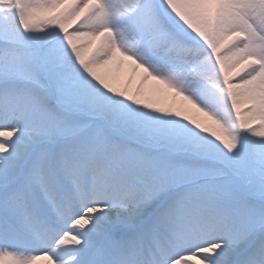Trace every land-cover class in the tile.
Segmentation results:
<instances>
[{
    "label": "bare ground",
    "instance_id": "bare-ground-1",
    "mask_svg": "<svg viewBox=\"0 0 264 264\" xmlns=\"http://www.w3.org/2000/svg\"><path fill=\"white\" fill-rule=\"evenodd\" d=\"M10 1L0 0V25L15 22L8 11ZM19 1L22 4L19 10L21 14L33 3V0ZM45 1L53 2L54 0ZM86 1L69 0L65 20H70L71 31L61 35V39L53 43V46L59 50L58 52L53 49V52L60 56L58 62L61 63V68L59 66V69H53V73L56 71V83L60 89L59 94L55 96L59 100L58 104L70 112L80 113V116L66 114L61 118L46 115L48 117L46 126L64 128L65 124L73 125L85 118L96 119V114L102 112L106 115L105 124L111 127L116 126L132 142L144 147L164 146L167 150L153 152V149L147 148L139 152L131 150L122 142L116 145L110 141L112 138L104 133L103 127L98 122L91 123V128L87 129L83 135L68 141H63L58 136L57 138L49 137L48 143L56 144L54 147L47 146L48 143L45 142L43 147H39L43 142L35 139L37 149L43 148L46 151L45 154L24 155L23 160L16 165L12 163V160L15 161L11 158L9 165L0 163V212L9 216L19 215L28 203L29 197L33 201L37 200L41 190H46L47 195L52 196L50 190H53L51 181L53 174L67 179L75 178L76 170L82 166V161L85 158L91 159L86 168L85 180L81 179L79 182L81 184L78 187L81 193L74 196L75 201L63 198L61 205L65 211H62L73 216L80 213L82 206L88 202L93 204L99 201L114 203V205L111 204L106 208L92 207L91 211L100 210L95 213L99 223L92 227L87 226L84 219L74 222L72 231L77 234L74 240L66 238L56 240L57 231L39 232L37 235L39 243H45L46 248L54 247L51 248L48 256H41V261L33 264H52L53 262L47 261L48 258L55 259L54 264H86L93 257L92 264L109 263L105 260V255L111 253L112 247H128L143 243L136 235V231L140 228L147 232L146 237L150 242L145 244V248L153 246L159 249L162 239L164 246L171 248V251L167 252L168 256H178L187 249H201L199 253L197 252L201 259L189 261L187 264H220L216 262L218 260L211 257L213 256L211 252H219V249L228 254V256L225 255L229 259L226 264H244L243 259L235 260L237 257L234 258L235 252L229 245L231 241L245 235L255 225L252 221L258 209L238 196L235 191L228 190L223 185L224 178L213 176L221 171L212 169V165L206 167L205 162H199V165L192 166L190 163H196L194 158L180 159L172 155L198 154L214 163L222 159L243 158V152L246 155L245 148H247L245 140L242 141V145L238 144V141L231 137L230 129L233 126L244 131L245 136L253 133L247 123L255 116V104L254 107L239 114L236 112L238 120H235L226 106L221 88L219 89L221 86H218L217 72L213 65L206 68L213 88L206 92L201 85H198L195 69H190L187 63L182 66L178 59L169 53L166 57L171 61L163 57L161 54L165 49L161 45L156 48V45L161 42L160 38H163L164 33L169 34L168 27H164L166 23L158 12L156 14L150 10L151 0H90L92 3L85 4ZM160 1L163 2L164 15L173 25L181 24L180 21L186 16L189 20H195L196 24L199 23L200 29L205 28L204 35L196 34L192 30L191 33L183 34L198 38V41L208 46L212 53L214 50L219 51V59L223 62L219 70L225 80L223 85L231 88L233 93V106L238 108L239 105L251 102V95L255 91L254 77L251 75L252 71L244 67L250 62L241 64L247 49L234 43L235 36L231 32L235 28L237 16L254 17L251 5L255 2L258 4L257 2L260 1ZM209 3L216 4L214 16L212 15V41L208 38L211 30L206 21L209 20V13L206 14L204 11ZM246 3L251 8H246ZM144 21L151 24L148 28L159 29L158 41L145 40L144 36L149 31H144ZM43 24L44 22L39 20L27 25L26 36L35 41L45 35L52 37L53 34H60L59 29H64V26L60 24L43 31L41 29ZM134 24L137 27H134ZM98 26L102 27L98 29ZM179 27L185 29L183 26L179 25ZM129 32L136 35V39L131 41L137 42V46L125 43L124 38ZM10 38L16 42L22 41L18 31L11 34ZM170 38L171 34L167 36V39ZM70 39L74 41L75 46L65 51L64 48L69 45ZM114 47L122 51L120 55L123 57L118 53L115 54ZM147 48L152 49L147 50ZM188 52L195 56V52L190 50ZM29 54L28 50H0V60L14 55L18 58L14 60V64L19 65L23 72L36 73L37 66L32 63ZM134 60L137 64L133 62ZM201 60H208V58L203 57ZM66 64L71 67V71L63 74ZM142 64L145 69H141ZM1 82L0 114L5 113L7 105L11 104L9 103L10 94L18 90L28 91L20 88L16 83ZM169 88L177 91L176 96L184 94L185 97L172 103L173 92H170ZM45 100L44 94L37 95L38 102ZM6 121L8 124L22 123L9 115ZM5 123L0 122V128H4ZM22 126H26V122ZM32 134L31 137L34 139ZM105 139H108L109 143L107 142L101 150L110 153L113 160H104L103 154L92 152L90 148ZM5 143L14 146L7 141ZM247 153L250 154L249 149ZM1 156L7 158L6 151ZM50 156L52 159L49 167ZM41 158L43 160H40ZM116 158L135 166V173L143 182L137 193L128 191L124 186L122 180L125 179L124 176L128 177V174H125L126 171L118 165ZM54 159L55 161L52 162ZM105 161L109 163L108 174L97 170V166L103 167L102 163ZM110 168L113 169L110 170ZM5 173L11 174L12 178H16L15 181L7 179ZM114 175L119 178L121 176V180ZM186 175L191 176L193 180L171 194L170 192L162 193L160 198L156 197L159 194L153 196L168 186L184 181L182 178H186L184 177ZM89 176L92 178L86 181ZM27 179L32 183H26ZM207 195L213 201L205 199ZM149 197L153 199L149 201ZM140 198L144 199L141 206L144 209L136 205ZM53 203L59 204L58 200ZM121 203H125V207H115ZM197 206H200V209ZM162 214H166V217H160ZM202 214L209 219L208 223L200 222ZM157 217L160 218L156 219ZM1 225L7 229L5 219L0 215V227ZM260 230L261 233L258 234ZM155 233L162 234V237L159 239ZM256 235L258 238L252 245L256 253L264 260V225L256 228L247 242L254 239ZM4 238L0 245L5 248L2 251L8 254H5L6 258H1L0 264H21L23 261H28L31 253L24 252L12 257V251L8 249L14 250L18 249V246H25L31 251L36 247L33 241L26 239L12 243L6 242ZM83 240H89V242L84 243ZM209 243L214 245L209 247L206 245ZM77 246H80L79 248L86 254L85 262L77 259L78 256L81 257V254L71 259L64 257L70 252L74 253ZM139 256L140 254L136 257L139 258ZM135 259L130 254H124L120 258L117 256L111 258V264H135Z\"/></svg>",
    "mask_w": 264,
    "mask_h": 264
},
{
    "label": "rangeland",
    "instance_id": "rangeland-1",
    "mask_svg": "<svg viewBox=\"0 0 264 264\" xmlns=\"http://www.w3.org/2000/svg\"><path fill=\"white\" fill-rule=\"evenodd\" d=\"M18 1V2H17ZM258 1V0H257ZM260 2H256L251 5H248V3L245 4L246 8H251L252 15L254 17H239L237 16L236 22H235V28H233V31L231 32L232 35L235 36V41L237 45H241L245 47L246 54H244L243 58L241 59V64H244L245 62L249 61L250 63L247 64V66H244L245 69H249L251 72V75H253L254 80L253 84L255 86V91L251 95V102L244 103L243 105H239L238 108L233 106L234 99H233V93L231 91V88H227L223 84L225 83V80L222 77V74L220 73L219 66L223 65V62L221 59H219L220 54L219 51H215L212 53L208 46L202 45L201 41H198V38L188 37V35L183 34L185 33H191L192 31H195L196 34H202L204 35L206 30L205 28L200 29L198 24H196V21L191 19L189 20L186 16L182 18L180 21L181 24H177V26L173 25L171 21L164 15L163 10V2L160 0H151L150 1V10H152L154 13L157 14V12L162 16L164 22V27L168 29L169 34H171V38L167 39V36L169 34L164 33L163 38L161 39V42L157 43L156 48H158L160 45L162 46L165 52L161 54L163 57H165L168 61H171L169 58L166 57V55L169 53L172 56H175L180 64L184 66L185 63L188 64V67L190 69H195L197 75H198V85H201L202 88L209 92L212 88V83L209 80V75L206 71L207 67H211L213 65L217 72V79H218V86L219 89L221 88L223 92V97L225 98V103L232 115L234 116L235 120H238L237 116L239 113L248 110L251 107H254L255 104V116L249 120L247 125L252 128L253 133L246 135L244 134V131H240L237 128L230 129L231 137L238 141V144L242 145V141L245 140V145L247 148L246 155L243 152V158H237V159H222V161L219 162H213L212 160H208L206 158L200 157L198 154H178V155H172L175 158L180 157H190L194 158L196 163H190L192 166L199 165V162H205L206 167L209 165H212V169L216 171H221V173H217L213 176L218 178H224L225 182H223V185L227 187L228 190H231L232 192L235 191L238 196L246 200V202L250 203L251 205H254L257 210L256 216H254V219L252 223L255 225L250 228L248 232H246L245 235L241 236L235 241H231L229 247L235 252L234 258L236 261L238 260H244V264H264V260L262 257L259 256V254L256 253L254 244L257 240V235L261 233V230L258 232L256 237L252 239L250 242L248 241L249 236L258 228L259 226L264 225V1L259 0ZM69 0H54L52 1H45V0H33V3L31 4L30 8L27 9L24 13H19L20 8L22 7V4L19 0H11L9 2L8 11L12 14L13 18L15 19L14 23L8 24V22L0 25V50L5 51H21V50H28L30 53L28 56L31 58L33 64L37 66L36 73H30L27 74L23 72V70L18 66L14 64V60H18V58L14 55H11L10 58H3V60H0V81L1 83H16L19 85L22 89H27V92H22V90H18L16 92H13V94H10L9 96V105L6 107V112L0 114V122L5 123L7 120V115L14 116L17 120H19L22 123L13 124V123H5L3 126L4 128H0V163L4 165H9L8 163L11 161V159H14L15 162L12 163L14 165L19 164L23 160L24 155H43L45 154V150L43 148L44 142L48 143L49 137H60L63 141H68L69 139H73L77 136H81L84 134V132L87 129L91 128V123L98 122L103 127L104 133L110 135V141L112 143L118 145L120 142H122L127 147L131 148V150H138L139 152H142L145 149H153V152H161L166 151V147L159 146V147H144L137 143L132 142L128 137H126L124 134L121 133V131L116 127H111L110 125L105 124V113L99 112L96 114V119L91 118H85L81 120L79 123L73 124V125H64L63 127H57V128H49L46 126V122L48 117L51 116H58V117H64L66 114L72 115L74 117H79L80 113L78 112H70L67 109L63 108L59 103V100L55 96V94H59L58 91H60L58 84L56 83L57 76H55V72L53 73V69L57 68L59 69V66L61 68V63L58 62L60 60V56L54 54V50H58L53 46L54 42H57V40L61 39V35H63L66 32H70L72 25H70V20H65V15L68 11L69 6ZM92 3L90 0H87L85 4ZM234 7V6H233ZM216 9V4H208L204 8V11H206V14L209 13V20H206L211 30L208 33L209 40L212 41V15L214 16V10ZM235 9V7L233 8ZM260 10V12H259ZM257 12V13H256ZM76 18V17H75ZM43 21L44 24L41 26V29L43 31L47 30L50 27L53 26H60L62 24L64 26V29H59L61 32L60 34H53L52 37H47L48 35H45L44 37H39L37 40H32L29 36H26L25 27L29 24L35 23L37 21ZM73 20V18H72ZM53 24V25H52ZM143 25V24H142ZM151 24L144 21V31L148 30V34L145 37V40L147 42L156 40L158 41L159 38L158 35H160L158 32L159 29H156L155 27L148 28ZM183 26L184 28L179 27ZM102 27V26H101ZM101 27L98 26V29ZM134 27H137L136 24H134ZM190 29V30H189ZM202 30V32L200 30ZM235 29V30H234ZM156 30V31H155ZM238 30V31H237ZM17 31L22 36V41H14L10 38L11 34L17 33ZM162 35V34H161ZM25 36V37H24ZM24 37V38H23ZM136 39V35L133 32H129L126 38H124L125 43H130L131 45L137 46L138 43L134 41V43L131 41L133 39ZM192 38V39H191ZM127 41V42H126ZM132 42V43H131ZM69 45L64 48L66 51L68 48H71L72 46H75L73 44L74 41L70 39L68 42ZM72 43V44H71ZM34 44V45H33ZM233 44V43H231ZM30 47V48H29ZM54 49V50H53ZM115 54L117 53L120 55L122 51L114 47ZM152 48H147V50H150ZM120 50V51H119ZM195 52V56H193L188 51ZM212 50V51H213ZM63 51V50H62ZM59 52V50H58ZM152 52V50H151ZM154 53V52H152ZM197 53V54H196ZM27 56V58H28ZM123 57L122 55H120ZM119 56V57H120ZM198 56V57H196ZM59 57V58H58ZM207 57L208 60H201V58ZM250 64V65H249ZM143 65V64H142ZM57 66V67H56ZM144 66V65H143ZM63 74H68L71 71V67L69 65H64L63 68ZM48 78V79H47ZM231 85V84H230ZM170 92H173L171 97V102L175 103L177 99L179 100L181 97H185L184 94H181L179 96H176L177 91L169 88ZM38 94H44L46 97V100L44 102H38L37 101V95ZM238 112V114H236ZM100 115V117H98ZM26 122V126H22ZM17 123V122H15ZM32 132H35L32 134ZM31 134L34 135L31 137ZM35 139L39 140L40 142H43L40 144V146L37 149V144L35 142ZM5 141L12 143L14 146H10L9 144H6ZM59 142V141H58ZM109 143L108 139H105L104 141L98 142L95 146H90L92 152H100L103 154L104 160L107 158H113L111 154H108L107 152H104V150H101V148L106 144ZM56 144H50L48 143L47 146L54 147ZM99 145V147H97ZM6 147V149H5ZM97 147V148H95ZM249 149V153H247V150ZM4 151H6L7 158L1 156ZM2 152V153H1ZM90 153V151H89ZM107 154V156H106ZM11 158V159H10ZM51 162L52 156L49 157ZM119 160L118 165L122 166L121 168L126 171L125 174H128V177L122 180L124 183V186L127 188V190H132L134 192H138L140 189V186L143 184L141 180L137 177V174L135 173V166L126 163L123 159ZM40 160H43L41 158ZM46 161V160H45ZM55 161L52 160V162ZM85 159L83 160V162ZM90 162V161H89ZM88 163V161H87ZM138 163H136L137 165ZM188 164V165H190ZM50 167V165H49ZM101 169V167H98ZM7 179H12V181H15L16 178H12V175L9 173H5ZM54 175V174H53ZM133 175V176H132ZM252 176V178H251ZM186 178H182V182L175 183V185H171L166 187L163 190L158 191L153 196L155 197H162V193H168L171 194L176 190L177 188L183 186L185 183L190 182L191 176H184ZM54 182L56 181V184H58L59 188L57 186L54 189L55 194L60 195L59 192L63 194V196L72 197V191L73 186L70 181L66 180L65 178L56 177L54 175ZM121 178V177H120ZM119 179V177H118ZM121 180V179H120ZM26 183H32L30 180H25ZM194 185V184H193ZM53 186V184H52ZM188 186V184H187ZM21 191V190H20ZM70 192V195H67V193ZM41 193V191H40ZM210 193V192H209ZM211 194V193H210ZM220 195L223 193H219ZM62 196V197H63ZM59 198V200L62 199ZM65 198V197H64ZM214 198V197H213ZM37 199L40 201L41 205H47L46 206V212L44 210L40 211V214L43 215V217H46V226L50 230H59L58 238H66L68 240H74L77 237V234H75L72 231L73 223L77 220L84 219L87 226L92 227L95 224H98L99 221L96 219L95 213L100 212V210L91 211L93 209L92 207H100V208H106L110 206L111 204L114 205V203H102L99 201H95L93 204H84V210L83 214H74V216H71L70 218H67L66 225L64 222V225H60L58 222H56L57 219V211H51V208L49 205V202L51 201L49 198L46 199L45 196H38ZM153 199L152 197H149V201ZM205 199L209 201H213L212 199H209L208 195L205 197ZM167 200V199H166ZM164 200V202L166 201ZM142 203H144V199L140 198L136 205H138L141 209H144L142 206ZM149 203V202H148ZM30 204V201L28 202V205ZM125 203L118 204L115 207H125ZM150 204V203H149ZM195 205V203H194ZM91 206V207H88ZM197 208L200 209V206H197ZM57 210V209H56ZM119 210V209H118ZM189 211V210H188ZM59 212V211H58ZM91 212L94 214H91ZM86 213V214H85ZM54 215V216H53ZM93 215V216H92ZM166 214L160 215V217H166ZM81 217V218H80ZM138 217V216H137ZM160 217H157L156 219H159ZM14 221L16 220H24L23 216H19L18 218H12ZM8 221H12L11 219H7ZM207 217L202 214L200 217V221L203 223H208ZM155 221V220H153ZM84 222V224H85ZM57 225V226H56ZM9 226V224H8ZM58 226H61L62 230L58 228ZM55 227V228H52ZM214 228V227H213ZM138 230L136 231V234L143 239L144 237V231ZM141 232V233H140ZM251 239V238H250ZM84 243L89 242V240H83ZM72 244V243H71ZM253 244V245H252ZM41 245V244H40ZM46 246L45 244H43ZM207 246H212L214 244L209 243L206 244ZM47 247V246H46ZM54 247V246H53ZM80 246H77L74 253H68L67 255H64L66 258H73V256H77V254H81V257L78 256L77 259H80L81 261L85 262V255L83 253V250L79 248ZM50 248H42L39 251L35 250L34 253L28 258V261H23L21 264H33L34 262H40L41 256H48ZM113 248V247H112ZM168 249V248H167ZM167 249L162 248L161 250L151 248V249H144V254L146 258H152V253H155L156 257L148 262L147 264H187V262H191L194 260H200L198 253L201 249H187L184 250V252H181L178 256H171V257H165V254L167 253ZM170 249V248H169ZM80 250V251H79ZM141 250L140 245H136L133 247H130L127 250H112V252H115V255H120L121 253H131L133 255H138L139 251ZM12 254L15 252L12 250ZM79 251V252H76ZM198 252V253H197ZM221 252L223 254H221ZM2 250H0V261L1 258H6L7 256ZM12 254L9 255L12 256ZM211 254L214 257V259L218 260L217 263L220 264H226V262L229 260L226 256L224 251L222 249H219V252H211ZM19 255V254H18ZM34 255V256H33ZM88 255V254H87ZM108 255V254H107ZM226 255V256H225ZM12 257H15L14 255ZM9 260V259H8ZM47 261L55 263V259L48 258ZM58 262V260H56Z\"/></svg>",
    "mask_w": 264,
    "mask_h": 264
}]
</instances>
